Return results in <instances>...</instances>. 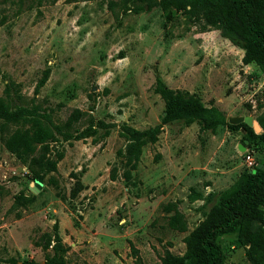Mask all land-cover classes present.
Here are the masks:
<instances>
[{
	"label": "rangeland",
	"instance_id": "obj_1",
	"mask_svg": "<svg viewBox=\"0 0 264 264\" xmlns=\"http://www.w3.org/2000/svg\"><path fill=\"white\" fill-rule=\"evenodd\" d=\"M244 46L166 0H0V106L38 111L50 132L28 147L16 133L30 122L0 121V264H47L57 236L66 264L184 257L244 181V154L264 169V142L229 123L250 117L264 133V57L244 63ZM158 79L227 125L174 121L134 149L127 128L160 125ZM247 214L218 239L223 264H248L240 234L264 220V201Z\"/></svg>",
	"mask_w": 264,
	"mask_h": 264
},
{
	"label": "trees",
	"instance_id": "obj_2",
	"mask_svg": "<svg viewBox=\"0 0 264 264\" xmlns=\"http://www.w3.org/2000/svg\"><path fill=\"white\" fill-rule=\"evenodd\" d=\"M168 5L186 13H197L205 19L210 26L221 29L232 40L241 39L246 50L244 63L257 61L264 57V0H166ZM189 8V9H188ZM154 92L164 101V112L160 125L139 133L127 128L131 134L134 149L146 141H155L163 125L174 121H182L189 126L197 123L201 131H213L218 127L227 125L223 114L213 108L205 107L198 99L187 92L172 91L161 81L157 80ZM19 108L14 112L7 107L0 106V121L31 123L28 130L17 132L20 140L27 137L28 147L41 145L50 137L47 128L42 127L38 120L40 114L33 110ZM31 120H29V115ZM233 129L243 128L248 138H260L264 142V133L256 136L253 129L245 123L230 126ZM57 129V128H56ZM138 135V136H137ZM135 142V143H136ZM137 151V150H135ZM53 165V162L51 163ZM36 181H41L38 177ZM264 201V169H257L254 173L248 172L244 181L233 191L221 196L219 202V218L207 224L204 230H197L195 241L188 238V252L182 258L170 259L164 264H223L222 250L218 239L225 235L241 232L246 224L249 207ZM260 224H251L247 232L240 234V243L249 246L247 249L248 264H264V220L259 218ZM173 223V222H171ZM175 227V224L173 225ZM48 239L42 246L48 249L51 245ZM194 243V244H193ZM53 257L47 264H66L63 259L65 248L60 237H55ZM16 264V263H15ZM23 264H26L23 262Z\"/></svg>",
	"mask_w": 264,
	"mask_h": 264
},
{
	"label": "water",
	"instance_id": "obj_3",
	"mask_svg": "<svg viewBox=\"0 0 264 264\" xmlns=\"http://www.w3.org/2000/svg\"><path fill=\"white\" fill-rule=\"evenodd\" d=\"M229 123L230 124H233V125H238L240 123H245L247 126L251 127V126H254L256 128V130L258 129L255 125H253V122H252V118L250 117H236V118H231L229 119ZM35 189L34 191H37L39 188H41V182L39 181H35Z\"/></svg>",
	"mask_w": 264,
	"mask_h": 264
},
{
	"label": "built area",
	"instance_id": "obj_4",
	"mask_svg": "<svg viewBox=\"0 0 264 264\" xmlns=\"http://www.w3.org/2000/svg\"><path fill=\"white\" fill-rule=\"evenodd\" d=\"M244 159H245V163H246V166H247L249 172L254 173L256 170V163H255L253 156L251 155V153L249 151H247L244 154Z\"/></svg>",
	"mask_w": 264,
	"mask_h": 264
}]
</instances>
